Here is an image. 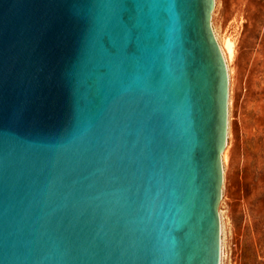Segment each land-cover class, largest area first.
<instances>
[{
    "label": "water",
    "instance_id": "obj_1",
    "mask_svg": "<svg viewBox=\"0 0 264 264\" xmlns=\"http://www.w3.org/2000/svg\"><path fill=\"white\" fill-rule=\"evenodd\" d=\"M214 6L0 0V264H220Z\"/></svg>",
    "mask_w": 264,
    "mask_h": 264
},
{
    "label": "rangeland",
    "instance_id": "obj_2",
    "mask_svg": "<svg viewBox=\"0 0 264 264\" xmlns=\"http://www.w3.org/2000/svg\"><path fill=\"white\" fill-rule=\"evenodd\" d=\"M212 27L230 78L228 144L219 206L220 264H264V0H215ZM251 138V147L246 138Z\"/></svg>",
    "mask_w": 264,
    "mask_h": 264
},
{
    "label": "bare ground",
    "instance_id": "obj_3",
    "mask_svg": "<svg viewBox=\"0 0 264 264\" xmlns=\"http://www.w3.org/2000/svg\"><path fill=\"white\" fill-rule=\"evenodd\" d=\"M216 38H217V36H216ZM217 39H218V38H217ZM218 42H219V41H218ZM220 46H221V48H222V51H223V53H224L225 58H226V53H227V55H228L229 57H232V55H233V53H234V46H233V43H232L231 40L227 42V44L225 45V48L221 45V43H220Z\"/></svg>",
    "mask_w": 264,
    "mask_h": 264
},
{
    "label": "trees",
    "instance_id": "obj_4",
    "mask_svg": "<svg viewBox=\"0 0 264 264\" xmlns=\"http://www.w3.org/2000/svg\"><path fill=\"white\" fill-rule=\"evenodd\" d=\"M245 142H246V146H247V148L249 149V147H251V138H250V137L246 138ZM248 146H249V147H248ZM251 148H252V147H251Z\"/></svg>",
    "mask_w": 264,
    "mask_h": 264
}]
</instances>
